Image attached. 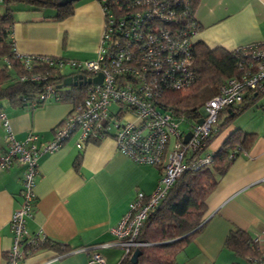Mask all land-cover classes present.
<instances>
[{"label": "crops", "instance_id": "1", "mask_svg": "<svg viewBox=\"0 0 264 264\" xmlns=\"http://www.w3.org/2000/svg\"><path fill=\"white\" fill-rule=\"evenodd\" d=\"M72 3V14L63 19L51 17L54 9L16 3L11 34L16 50L94 59L103 28L101 4L97 0ZM194 16L200 26L194 42L202 41L210 48L232 50L264 40V0H199ZM63 74L75 75L72 71ZM251 96L246 97L245 102L252 103L244 110L220 112L219 130L209 140L208 151L215 153L236 129L254 133V140L219 177L206 199L204 225L176 253L173 264H255L258 250L255 255L238 256L225 245L233 229L246 231L251 246L255 237L264 236V97L252 100ZM0 110L18 140L33 132L47 142L72 105L49 98L32 108L2 99ZM5 133L0 122V151L6 145ZM78 134L74 132L56 151L40 154L35 206L26 220L30 236L44 235L70 249L59 253L41 247L26 253L18 264H88L85 248L94 246L105 264H119L121 248L103 245L114 240L110 229L128 210L136 192L149 194L157 185L162 166L134 162L117 148L112 135L88 140L79 149ZM21 177V166L0 170V264H7L12 245L9 220L22 202Z\"/></svg>", "mask_w": 264, "mask_h": 264}, {"label": "built area", "instance_id": "2", "mask_svg": "<svg viewBox=\"0 0 264 264\" xmlns=\"http://www.w3.org/2000/svg\"><path fill=\"white\" fill-rule=\"evenodd\" d=\"M97 1L101 4L104 19L94 59H63L56 55L20 53L13 42L16 56L28 68L38 61L54 64L62 72L69 68L75 75L89 78L101 73L102 80L100 83L84 84L85 97L72 107L62 124L55 128L53 138L47 142H41L39 135L33 132L18 140L11 131L5 112L0 110V122L6 131V145L0 151V170L14 165L22 167V202L9 220L12 245L7 251V264H18L26 253L45 239L44 235L30 236L26 229V220L32 215L36 201L35 179L40 154L56 151L74 132L79 133L76 141L79 149L87 140L112 135L117 148L134 162L162 166L155 189L149 194L136 192L128 210L110 229L114 240L103 244L118 246L122 256L131 255L135 249L147 245L139 239L142 226L174 181L186 170L212 164L214 153L207 148L209 137L217 130L220 112L240 105L248 95L264 94L262 40L260 45L243 46L244 57L239 63V75L221 83L217 93L199 107L196 116L188 118L183 113L176 114L161 107L158 94L162 90H182L195 81L190 48L197 26L192 33L189 28L177 38H172L171 33L158 24L152 28L155 32L142 29L141 25L146 26L145 23L150 20H171L179 0L169 2L167 12L165 6L157 7L155 0L156 5L150 0ZM177 14L189 18L186 9L181 8ZM117 31L123 32V39ZM46 77L35 73L30 79L44 80ZM58 96L51 81L39 94L42 100L58 99ZM112 104L117 105L116 110H111ZM199 119L202 121L197 123ZM183 122H188L190 129L182 130ZM188 131L191 135L184 142ZM172 136L174 142L170 146ZM253 242L259 248L254 262L264 264V236L255 237ZM94 247L85 248L87 263L105 264V258Z\"/></svg>", "mask_w": 264, "mask_h": 264}, {"label": "trees", "instance_id": "3", "mask_svg": "<svg viewBox=\"0 0 264 264\" xmlns=\"http://www.w3.org/2000/svg\"><path fill=\"white\" fill-rule=\"evenodd\" d=\"M150 1L156 5L153 0ZM155 1L158 2L157 7H160L158 5L165 6L164 10L167 12V5L175 0ZM16 3L35 8L54 9L55 12L51 16L54 19H63L73 12L72 2L60 4L59 0L2 1L4 9L0 11V100L6 99L13 106L38 107L45 101L39 98V94L45 84L51 81L59 95V100L71 102L72 107H74L85 97L86 86L84 84L63 86L65 75L58 66L36 61L28 68L16 56L11 37L12 25L15 22L14 13L17 10L14 7ZM178 3L179 6L175 9L173 16L174 19L160 20L157 18L154 21L150 20V22L145 23L146 26L141 25L142 29H145V32H155L152 28L158 24L164 26L171 33L172 38H177L189 28L192 33L196 26L198 31L200 26L194 16V9L199 0H179ZM181 8L188 10L189 18L177 14ZM116 33L123 39L122 31ZM260 43L261 41L244 46L260 45ZM190 55L191 65L195 72L193 84L182 90L164 89L158 94L161 107H166L167 110L176 114L183 113L188 118L196 116L199 107L217 93L221 83L230 77L239 75V63L244 57V49L243 46L232 50L219 47L210 48L202 41H193ZM55 57L67 59L63 56ZM35 73L47 75V77L44 80H31L30 76ZM261 96L262 94L258 93L252 94L251 99L256 100ZM245 100L240 105L231 107L232 111L237 109L239 112L252 103L251 101L245 102ZM218 130L219 124L209 140ZM254 136V133H246L236 129L221 143L219 149L214 153V160L210 166L184 171L174 181L164 199L145 220L139 239L146 242L147 245L139 248L141 253L137 262H131L128 254L121 257L119 264H173L176 253L204 225L206 221L204 215L207 210L206 199L215 189L219 177L225 173L230 163L241 151L250 147ZM98 139L101 138L91 140L96 141ZM250 242L249 234L241 229L231 230L225 239V245L238 256L257 253L256 243L252 240L254 246H251ZM41 247L52 248L59 253L70 249L68 246L48 238L42 240L34 250Z\"/></svg>", "mask_w": 264, "mask_h": 264}, {"label": "water", "instance_id": "4", "mask_svg": "<svg viewBox=\"0 0 264 264\" xmlns=\"http://www.w3.org/2000/svg\"><path fill=\"white\" fill-rule=\"evenodd\" d=\"M73 1L76 0H59L60 4H66V3H71ZM102 80V75L101 73H98L97 76L93 77V78H89V77H85L82 74H76V75H71V76H67L64 78L62 85L63 86H71V85H76V84H89L91 82L93 83H100ZM202 120L199 119L197 121V123H200ZM191 132L188 131L185 133L184 135V142H186L188 140V138L190 137ZM141 253L140 249H135L132 254L130 255V261L133 263L137 262V258L139 256V254Z\"/></svg>", "mask_w": 264, "mask_h": 264}, {"label": "rangeland", "instance_id": "5", "mask_svg": "<svg viewBox=\"0 0 264 264\" xmlns=\"http://www.w3.org/2000/svg\"><path fill=\"white\" fill-rule=\"evenodd\" d=\"M3 7H4V5L1 3V4H0V11H3ZM101 32H102V31H101ZM96 56H97V52H96ZM64 71H65L66 73H68V72L70 71V69H69V68H65ZM262 97H264V96H261L260 98H262ZM116 109H117V105H116V104H112V105H111V110H116ZM111 128L114 130L113 125H111ZM181 129L184 130V131L190 129V125H189V123H188V122H183V123L181 124ZM173 142H174V137L172 136V137H171V146H172Z\"/></svg>", "mask_w": 264, "mask_h": 264}]
</instances>
